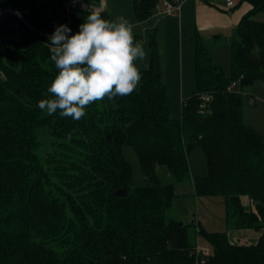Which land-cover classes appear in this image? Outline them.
<instances>
[{"label": "trees", "instance_id": "1", "mask_svg": "<svg viewBox=\"0 0 264 264\" xmlns=\"http://www.w3.org/2000/svg\"><path fill=\"white\" fill-rule=\"evenodd\" d=\"M66 1L102 5L0 0V12L12 8L31 26L0 15V264H264V133L243 120V91L264 80V0H248L252 9L232 31L230 76L194 37L195 88L180 119L170 115L153 31L141 89L93 103L78 121L37 107L57 74L48 37L69 21L76 33L91 12L73 4L57 13ZM160 1L133 0L137 20L149 19ZM41 5L55 16L45 17ZM100 14L107 19L106 9ZM204 96L210 100L201 107ZM124 146L137 154L142 186L133 184ZM197 147L207 173L193 178ZM161 167L174 182L161 180ZM186 183L199 198L223 197L230 229L258 232L257 242L235 244L201 227L193 235L170 215ZM123 188L126 196L116 197ZM201 237L213 247L205 259Z\"/></svg>", "mask_w": 264, "mask_h": 264}, {"label": "rangeland", "instance_id": "2", "mask_svg": "<svg viewBox=\"0 0 264 264\" xmlns=\"http://www.w3.org/2000/svg\"><path fill=\"white\" fill-rule=\"evenodd\" d=\"M107 10L109 20H115L117 17L123 16L127 18L133 24V33L137 42H141L144 50L147 53L146 63H150V35L151 32L158 31L156 28H151L152 23L149 26L148 20L139 22L136 18L133 6V0H103ZM235 6L232 10L240 11L242 13L238 23L233 27L235 28L242 18L249 12L250 3L248 0H234ZM162 8L163 4L160 5ZM165 9V7H164ZM42 13L45 17L51 19L55 16L52 8L41 5ZM171 18V16H166ZM156 27V26H154ZM233 28L228 31L209 32V31H198L203 45L211 52L214 60L222 66L226 76L231 75V38ZM167 31L170 32L169 37L174 36L173 25L168 26ZM157 45L159 48L162 66L163 76L162 80L167 86L168 96L170 100V115L172 118L180 119L182 117V106L183 100L181 98V77L184 75V88L185 96L190 97L193 94L195 88V72H194V53H195V40H192L193 53L187 50V44L185 45V70L179 75L176 73H169L167 63L171 59L172 54L175 51L173 45H170L169 50H162L161 43L156 38ZM172 41V39H171ZM170 42V41H169ZM164 53V55H163ZM167 62V63H166ZM137 65L141 70H144V61H136ZM178 78V79H177ZM141 89V84L135 91ZM187 100V99H186ZM185 100V101H186ZM243 120L248 125L253 127L255 130L264 133V80H257L251 86L243 91ZM123 156L130 162L133 171V184L135 186H142L144 184V175L141 170V166L137 157V154L133 147L124 146L122 149ZM190 167L192 177L197 175H205L207 173L206 158L201 148L197 147L193 150L190 155ZM161 180L165 183L174 182L170 171L166 167H161L158 170ZM177 200L170 211V215L183 223L190 226V231L194 235L197 227H201L208 233H227L230 242L239 245H251L255 244L258 240L260 233L253 230H232L229 227L226 219V208L224 199L221 196L218 197H197L193 192V186L190 183L182 185V188L178 189ZM245 207H250V203L247 200H243ZM198 255L202 259H205V251L213 254V247L208 240L205 238H198Z\"/></svg>", "mask_w": 264, "mask_h": 264}, {"label": "clouds", "instance_id": "3", "mask_svg": "<svg viewBox=\"0 0 264 264\" xmlns=\"http://www.w3.org/2000/svg\"><path fill=\"white\" fill-rule=\"evenodd\" d=\"M133 27L123 16L109 20L97 11H91L74 34L67 25H58L47 44L57 74L47 88L49 97L37 107L47 115L59 113L78 121L93 103L132 94L142 78L136 61L147 59Z\"/></svg>", "mask_w": 264, "mask_h": 264}, {"label": "crops", "instance_id": "4", "mask_svg": "<svg viewBox=\"0 0 264 264\" xmlns=\"http://www.w3.org/2000/svg\"><path fill=\"white\" fill-rule=\"evenodd\" d=\"M161 4L164 5V0L160 1L158 6L153 11L152 16L147 19V24L151 26L150 24L152 23L151 28H156L158 31V41L161 43L160 46L162 47L164 53L169 50L170 45H173L175 48L171 59L168 63L166 62L169 73H176L175 75H179L180 72L184 74L185 48L187 46L190 59V53H193L192 40L198 34V31L204 30L212 33H223L221 31H228L232 29L238 23L242 15L240 11L234 12L232 9H227L224 0H183L180 12L173 15H166L164 7L162 8L160 6ZM251 9L252 5H250L249 10ZM166 16H171V18H166ZM172 25L174 28V36L169 37L170 32L167 31V28L168 26L172 27ZM144 63L146 62L144 61ZM161 65H163L162 60ZM181 83V98L184 99V102L189 98V96H185L184 75L181 77ZM180 188H182V185L177 186V192Z\"/></svg>", "mask_w": 264, "mask_h": 264}, {"label": "built area", "instance_id": "5", "mask_svg": "<svg viewBox=\"0 0 264 264\" xmlns=\"http://www.w3.org/2000/svg\"><path fill=\"white\" fill-rule=\"evenodd\" d=\"M39 1L41 3H46L47 2V0H39ZM224 1H225V6H226L227 9H232L235 6L234 0H224ZM182 2H183V0H173L172 2L164 1L165 14L166 15L178 14L180 12V7H181ZM73 4H79V5H82L83 7L87 8V5L84 4L81 1H66L64 3L63 7H57L56 11L59 14L60 13H64V12H68L69 8ZM104 6H105V4L103 2L99 9H104ZM17 26H18V24H15V27H17ZM235 86H236V83H233V85L231 87H235ZM203 100L204 101L201 104V107H205L206 106V103L210 100V97L209 96H204ZM205 253H206V255H209L208 251H205Z\"/></svg>", "mask_w": 264, "mask_h": 264}, {"label": "water", "instance_id": "6", "mask_svg": "<svg viewBox=\"0 0 264 264\" xmlns=\"http://www.w3.org/2000/svg\"><path fill=\"white\" fill-rule=\"evenodd\" d=\"M102 3H103V0H102ZM87 9H89L90 11H97L93 6H90V5H87ZM102 11H103V9H99L97 12L100 13ZM4 12H11V13L15 14L18 17V19H20L24 24H26L27 26L31 27L29 25V23L26 21V19L22 15H20L17 11H15L14 9L7 8V9L1 11L0 15L2 13H4ZM69 28H71V22L70 21H69ZM114 194H115L116 197H124L127 194V190L125 188L119 189V190H116Z\"/></svg>", "mask_w": 264, "mask_h": 264}]
</instances>
